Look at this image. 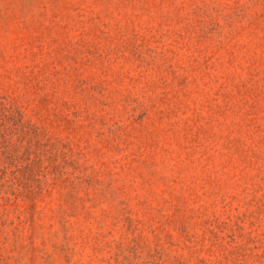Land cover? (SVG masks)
<instances>
[{
	"label": "rangeland",
	"instance_id": "obj_1",
	"mask_svg": "<svg viewBox=\"0 0 264 264\" xmlns=\"http://www.w3.org/2000/svg\"><path fill=\"white\" fill-rule=\"evenodd\" d=\"M0 264H264V0H0Z\"/></svg>",
	"mask_w": 264,
	"mask_h": 264
}]
</instances>
